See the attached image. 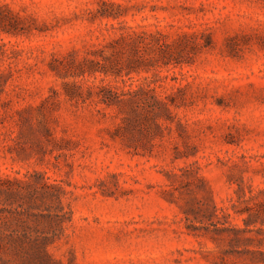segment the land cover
<instances>
[{
  "label": "rangeland",
  "instance_id": "rangeland-1",
  "mask_svg": "<svg viewBox=\"0 0 264 264\" xmlns=\"http://www.w3.org/2000/svg\"><path fill=\"white\" fill-rule=\"evenodd\" d=\"M127 33L143 68L81 73ZM103 86L173 117L123 122ZM0 175L66 189L65 264H264V0H0Z\"/></svg>",
  "mask_w": 264,
  "mask_h": 264
},
{
  "label": "trees",
  "instance_id": "trees-1",
  "mask_svg": "<svg viewBox=\"0 0 264 264\" xmlns=\"http://www.w3.org/2000/svg\"><path fill=\"white\" fill-rule=\"evenodd\" d=\"M98 14L118 16L108 9H99ZM142 37L137 33L122 34L111 42L115 57L109 69L81 68V73L94 74L101 71L122 76L138 72L144 66L140 53L146 42ZM175 48L172 44L158 45L160 54L167 57L165 64L172 63L173 60L181 62L172 55ZM100 101L123 113V122L128 120L126 116L130 113L137 118L171 120L172 106L176 105L171 94L161 95L147 86L120 91L111 86H103L100 89ZM156 127L158 136H163V123L157 122ZM165 127L171 129L168 125ZM125 128L124 125L118 127L121 136L124 135ZM36 182L0 175V264H65L55 256L51 247L65 236L66 223L71 220L70 207L67 209L62 200L67 191L55 183Z\"/></svg>",
  "mask_w": 264,
  "mask_h": 264
}]
</instances>
